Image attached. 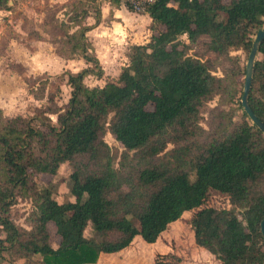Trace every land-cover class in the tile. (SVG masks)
Instances as JSON below:
<instances>
[{
    "label": "trees",
    "instance_id": "1",
    "mask_svg": "<svg viewBox=\"0 0 264 264\" xmlns=\"http://www.w3.org/2000/svg\"><path fill=\"white\" fill-rule=\"evenodd\" d=\"M10 1L0 0V9H9ZM91 11L96 25L98 0L79 2L66 22V58L81 56L92 65L65 72L71 88L65 106L29 118L0 110V264L6 256L13 258L9 264H95L101 253L121 251L138 235L155 242L211 190L225 195L231 208L221 209L224 229L196 213L190 223L195 244L219 264H264V134L241 103L244 84L238 79L246 65H231L230 54L249 55L264 28V0H154L147 10L150 40L130 46L129 63L116 80L92 87L84 79L102 77L103 70L87 38L94 27L85 24ZM46 86L30 91L42 99ZM217 95L222 102L238 101L242 119L229 117L206 134L201 109ZM249 104L264 123V41ZM108 133L123 147L119 162L105 140ZM64 163L73 167L72 199L60 202L53 183L39 182L57 175ZM19 200L33 207L27 227L11 215ZM157 264L179 262L168 256Z\"/></svg>",
    "mask_w": 264,
    "mask_h": 264
},
{
    "label": "rangeland",
    "instance_id": "2",
    "mask_svg": "<svg viewBox=\"0 0 264 264\" xmlns=\"http://www.w3.org/2000/svg\"><path fill=\"white\" fill-rule=\"evenodd\" d=\"M11 1L9 9H0V110L8 116L21 115L29 118L45 114L48 107H54L56 104L64 107L71 92L65 72L78 70L84 62L69 61L66 58L68 45L63 44L62 38L68 29L66 22L69 16L75 14V8L83 0ZM181 38L186 39V36L183 35ZM62 48L66 52L61 53ZM197 49V46H193L195 52L198 51ZM230 54L234 58L231 65L237 62L242 67L246 65L248 54L244 50L232 49ZM218 70L216 74L220 75L221 70ZM244 80L245 76H240L239 84H244ZM42 82L47 83L44 98L37 99L30 88L33 86L32 88L38 89ZM103 83L104 81H101L99 84ZM88 84L94 85L95 82L88 81ZM224 113L228 115L224 117ZM241 116L242 110L238 101L222 102L221 96L217 95L208 100L201 109L200 124L206 130V134H210L223 128L229 117H232L235 122H240ZM50 117L54 122L57 120L56 115ZM105 140L114 150L116 161L119 162L123 147L111 133L105 136ZM173 147L170 144L168 148ZM72 170L73 167L70 164L64 163L57 175L42 178L39 184L53 183L55 197L60 202L67 201L72 196L70 193ZM32 208L31 202L19 200L12 208V218L27 227L25 217ZM222 208H231L228 198L211 190L200 206L185 213L182 220L168 226L158 240V247H149L152 257L156 254L152 260L157 259L159 252L164 253L160 255V258L168 256L179 258L183 264H208L207 260L213 261V264H219L215 256L207 255L206 250L201 251V248L195 244L190 223L193 214L197 213L198 217L212 228L224 229L225 223L221 219ZM134 222L139 226L136 219ZM48 227L52 244L58 246L59 238L56 229L52 223H49ZM85 234L91 237L93 232L88 228ZM188 234L192 236L188 237ZM0 236H4L1 229ZM191 243V248H188ZM136 246L137 243H134L133 247ZM131 251L134 252V249H130L129 255ZM11 259L13 258L6 256L2 264H9ZM14 264H23V262L18 260Z\"/></svg>",
    "mask_w": 264,
    "mask_h": 264
},
{
    "label": "crops",
    "instance_id": "3",
    "mask_svg": "<svg viewBox=\"0 0 264 264\" xmlns=\"http://www.w3.org/2000/svg\"><path fill=\"white\" fill-rule=\"evenodd\" d=\"M11 2L12 1H10V4ZM98 7L100 12L99 23L95 25L96 18L93 11H91L85 19V24L94 25V27L87 32V38L91 44V51L95 58L99 61V65L103 70L102 77L89 75L84 79V82L87 85H89L88 81H91L92 83L95 82L94 85H89L91 87L104 86L108 81L116 80L119 77L122 68L129 63L128 52L130 46L134 44L146 43L151 37L149 27L152 23V19L148 12L138 13L132 11L126 6L124 0H121L119 5L113 4L110 0H98ZM162 29L163 28H161V30ZM70 60L84 62V65L78 70H70L72 73H77L92 65L81 56L69 59V61ZM101 81H104V83L99 84ZM69 199H72V196ZM187 212L189 211H186L185 213ZM184 214L178 220H182ZM195 214L196 213H194L193 216ZM186 222L187 220L184 223L186 224ZM188 225L189 222L187 227ZM166 229L162 233H164ZM190 231L193 235L192 228H190ZM162 233L153 243L146 242L140 235H138L128 247L121 251L101 253L95 264H157V262L162 259L160 258V255L164 253L158 252L157 254L160 255H158L157 259L154 261L152 259L155 258L156 254L152 257L149 247H158V240ZM192 235L188 234V237ZM134 243H137L136 247H133ZM191 246L192 243L188 248H191ZM131 248L134 249V252L131 251V254L129 255ZM200 248L201 251L205 250L202 247ZM206 254L209 255L210 253L206 251ZM175 259H177L179 264H183L182 261L180 262L179 258ZM166 260L169 261L168 259ZM207 263L213 264V261L207 260Z\"/></svg>",
    "mask_w": 264,
    "mask_h": 264
},
{
    "label": "water",
    "instance_id": "4",
    "mask_svg": "<svg viewBox=\"0 0 264 264\" xmlns=\"http://www.w3.org/2000/svg\"><path fill=\"white\" fill-rule=\"evenodd\" d=\"M264 41V28L260 29L253 41L251 50L248 55V59L246 62V70H245V80L243 87V95L241 99L242 106L247 113V115L251 118L252 122L263 132L264 134V123L256 116L254 111L252 110L249 104V93L253 83L254 76V65L256 58L258 56L259 47L261 43ZM261 231L264 236V219L261 222Z\"/></svg>",
    "mask_w": 264,
    "mask_h": 264
},
{
    "label": "built area",
    "instance_id": "5",
    "mask_svg": "<svg viewBox=\"0 0 264 264\" xmlns=\"http://www.w3.org/2000/svg\"><path fill=\"white\" fill-rule=\"evenodd\" d=\"M154 0H126V6L134 12L143 13L147 12L148 6Z\"/></svg>",
    "mask_w": 264,
    "mask_h": 264
}]
</instances>
